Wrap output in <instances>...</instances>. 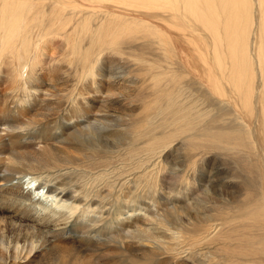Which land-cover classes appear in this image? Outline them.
<instances>
[{
	"label": "bare ground",
	"instance_id": "bare-ground-1",
	"mask_svg": "<svg viewBox=\"0 0 264 264\" xmlns=\"http://www.w3.org/2000/svg\"><path fill=\"white\" fill-rule=\"evenodd\" d=\"M47 7L50 14L44 16ZM33 13L37 22L51 25L46 31L78 38L74 45L90 40L80 54L82 80L94 76L96 63L95 71L101 70L111 52L117 57L107 60L116 62L114 68L106 69L109 79L122 76L126 66L140 65L138 68L150 73L153 91L148 111L130 131L121 116L127 109L115 114L102 110L107 105L100 103L96 113L93 107L87 112L86 100L81 102L82 112L64 123L70 126L74 119L83 118V125L63 145L49 142L53 138L26 143L36 122L25 120L18 108L6 111L7 116L1 111L0 220L4 228L0 264H16L19 259L27 263L44 255L52 256L49 264H78L77 249L64 244L66 235H82L99 246L91 251L114 246L130 256L169 255L168 264H225L231 257L219 258L215 244L225 242L223 234L232 219L218 220L213 215L216 207L232 203L229 194L235 192L214 188L215 160L223 168L227 163L236 168L237 175L231 177L224 171L222 180L239 189L236 195L243 194L244 200L238 201L244 207L239 225L250 227L246 235L264 240V0H0V55L12 57L19 81L27 62L36 64L46 34L37 32V41L25 45L29 36L24 28L35 22ZM103 71L97 76L104 78ZM73 94L68 101L81 100L79 93ZM16 101L18 107L24 102L20 96ZM46 109L53 112V106ZM174 141L178 147L170 149ZM102 144L106 148H97ZM28 146L32 148L27 150ZM179 150L181 154L174 155V160L184 155L200 162L190 169L193 194L189 197L180 189L177 195L183 198L172 199L163 208L154 189L164 181L167 169L175 173V161L168 157ZM208 166L209 175L198 180L196 172ZM140 186L154 194L143 209L156 225L154 233L169 235L164 242L157 241L158 236L152 240L137 228H112L117 222H110L111 218L121 214L119 200L133 195L137 190L132 187ZM27 187L36 193L41 188L38 192L50 201L51 208L42 199L34 201ZM181 203L185 206H179ZM62 208L67 210L62 213ZM80 211L81 216L95 219L87 218L91 222L88 230L78 228L83 223H77L75 214ZM54 213H59L58 219ZM27 221L36 226L53 222V227L24 231L26 226L32 228ZM185 223L191 234L188 240L182 235ZM97 224L101 227H95ZM111 224L109 235L102 238V230ZM252 227L258 231L251 232ZM248 245L237 243L238 248ZM260 249L251 251L256 252L252 259L259 256ZM258 264H264V257Z\"/></svg>",
	"mask_w": 264,
	"mask_h": 264
},
{
	"label": "rangeland",
	"instance_id": "rangeland-1",
	"mask_svg": "<svg viewBox=\"0 0 264 264\" xmlns=\"http://www.w3.org/2000/svg\"><path fill=\"white\" fill-rule=\"evenodd\" d=\"M32 6L33 4H31V7ZM49 14L50 7H47L44 16H47ZM32 17L35 18V22L27 24L24 28L25 34L29 36V39L27 42H25V45H27L29 41H37V32L46 33L42 39V43L40 44V51L37 55L36 64L34 66H31L27 62L28 66L24 70V76L19 81V79L17 78V74L14 73L15 66L11 63L12 57L7 55V53H2L0 55L2 58L0 63V116H2L3 111L5 112L3 113L4 116H7L9 114L8 112H10L12 109L16 110L18 108L17 111L19 113H25V120H34L36 122V124L33 126V131H31L33 133L28 135V137L31 138L27 140L26 143L31 144L32 142H37V140L44 141L46 139L53 138L49 140V142H59V144L63 145L66 144L64 141L69 137L72 138L74 135L71 134L75 130L80 129V127L83 125V118H80V120H73L74 124L79 122L80 125L73 124L67 126L64 122H66V120L70 118L72 114L81 113L83 109V107L81 106V102H84L86 100L85 104H87V108L85 109V111H87L88 108L93 107L94 109L92 111L96 113V110L98 109V105L100 103H104L105 105H107V107L102 110L113 112L115 114H121L127 109V113L121 116H123V118L127 122L126 130L130 131L131 126L144 117L151 105L153 81L151 80L152 77H150V73L148 74L146 73V71L138 68L140 67V65H136L137 67L126 66L124 69H121L124 71V74H122V76L117 75L116 78L109 79V76L105 75L107 73L106 69L111 65L114 68V64L116 62L109 63L107 60L113 59L115 61L117 57L110 52L107 53L104 58V60L106 61L102 62V69L99 71H95L97 64L96 63L94 65V76H89L82 80V78L79 77L80 75H82L84 62L82 60V55L80 54L90 45V40H85L80 43V45H74L78 38L73 40L72 37H67L63 33L56 31H46V29L44 28H47L49 30L52 28L51 25L45 24L43 22H37L36 13H33ZM24 23L25 22L21 23V27L24 25ZM27 52L26 55H28ZM102 70H104L103 72H105L103 73V76L105 75L104 78H100L97 76L101 74ZM121 73L122 71L119 72V74ZM99 80H101V83H98ZM80 81L81 83H79ZM84 81H86L87 83ZM108 82L111 83L107 84ZM75 90H77L78 92ZM150 90L151 95L149 94ZM77 93H79V95L76 96L81 100H77L76 103L73 102L76 99L72 100L71 102L68 101L71 94L75 95ZM18 96H20V98H22V100L24 101L21 107H18L19 101H16L15 104L16 97ZM48 106H53V112H56V114H52L53 112L49 113V110L46 109L49 108ZM6 111L8 112L6 113ZM45 112H47L48 116L45 118H41L40 115ZM49 114L51 115L49 116ZM115 135L120 136V133H116ZM76 140H78V138H76ZM64 146L65 148H70V145ZM105 146L106 145L102 144L101 146H97V148L103 149ZM173 147H178V145H176V141L170 144V149ZM31 148V146H28L27 150ZM17 150L22 151L20 149H15L14 151ZM172 154L173 155L168 157L169 159H173L174 155H180L181 150L173 152ZM177 158L175 160H172L173 162L175 161V167H173V169H176H174L175 173L172 172V169H167V172L164 174V181L162 183H159L157 189H154L157 190L156 194L158 197V202L160 205L162 204L161 206H163V208L169 206L168 204L172 202V199L176 201V198L177 200L183 198L180 194L177 195L178 191H182L180 189H185L186 191H184L189 194V197H192L193 194L191 191H193L194 189H191L192 186L190 181V174L192 173V170L190 172V169L191 167H198L200 165V162L197 161L195 163L193 159H190L189 157H186L184 155H181V157L179 156ZM192 162H194V164H192ZM213 162L214 164L212 165V171L215 178L214 180L215 182L217 181L214 188L223 190L227 193H230V191L235 192V194H229V196L233 198L232 203L216 207V211H214L213 215L214 219L218 220L225 219L226 216H229L232 219L231 226L227 227V230L224 232L225 234H223L225 242H216L215 244L216 248H218L217 252L219 253V258L225 256L231 257V260L225 264H258L261 261V258L264 257V252H262L261 250L264 249V240L261 238L260 241H257L256 235L251 238V233L250 235H246L248 234L247 231L248 229H250V227L244 228L243 226L239 225L242 219L240 216L244 213V207L243 204L238 201L244 200L243 194L242 196L236 195V193H238L237 190L239 189L234 187L235 185H231L233 183H225L226 181L222 180L224 176L223 173H225L226 171L228 176L232 177L235 174L237 175L238 173L236 171V168L233 167L231 163H227L225 165V168H223L218 160H215ZM207 170H210V166L206 167L203 170H198V173L196 172V177L198 178V180H200V178L204 179L205 176L209 175L207 174ZM24 179L23 184L24 187H26L27 184L25 183H27L28 180H26V178ZM247 180L249 181V178H247ZM27 189L29 190V187H27ZM40 189L41 188H37V193L35 191L33 192V190L31 189L28 192L32 191V194L31 192L30 194L33 195L31 196V198L33 197L34 201L37 199H42V201L44 200L50 207V201H48L47 198L44 199V195L43 197H41V191L38 192ZM198 189L201 190V187H198ZM198 189L195 188L197 192ZM126 190L127 189H123V192H125V194H127ZM132 190L137 191L133 192V195L127 194V197H125L123 200H119L118 205L121 214H115L111 218L112 220H110V222L113 223L117 222L115 223L116 225L114 227H112V224L107 225L102 230V232L105 233H102L101 237L103 238V234H105L104 236H106V234L109 235L108 232H110L111 227L117 230L121 229L122 227H126V229L137 228V230H140L142 233L152 236V240L153 238L158 236L159 240L157 241L164 242L162 241V239L166 240L169 235H166L164 233H154L153 229L156 228V225L153 223V221L150 220L149 215H147V211L143 209L145 206V201H149V197H153L154 194H151L147 191L150 189L142 186L136 189L132 187ZM194 196L195 194L193 195L192 200L190 199L191 201L194 200ZM27 203H30V201ZM148 203L151 202L149 201ZM179 206L185 205L181 203L179 204ZM149 208L153 209L152 206H150ZM62 210V213H64L67 209L62 208L61 211ZM49 214H51V212H49ZM54 214L57 215V213ZM54 214H52L53 216H51L52 218L54 217V219H56V216H54ZM81 214L82 211L76 212L75 220H77L78 224L83 223L78 228L80 229V231H85L88 230V224L91 223L90 221H94L95 219L89 218L87 217V215L81 216ZM58 215L57 219L59 218ZM87 218H89L90 221H88ZM25 223L27 225H31L32 228L26 226L24 231H26V229L29 231H35L36 229H33V227H38L43 230L47 229L48 227H53V225L51 224L53 222H50L47 226H36L35 223L31 221H27ZM61 227L62 226H57L55 228L57 229ZM95 227L99 228L101 227V224H97ZM187 227H189V225L188 223H185V225H183L182 227V229H184L182 235L185 239L188 240L190 239L191 234L190 231L187 230ZM2 228H4V223L0 220V233L3 232ZM190 228H192V226ZM256 231L258 230L255 229V227H252L251 232ZM152 232L155 235H153ZM66 236L68 237V240L64 244H68V246L77 249L75 252V258L78 259V264H168L169 262V259H167L169 255L143 257L137 253V256H130L126 251L114 246H103L99 250L91 251V249L98 248L99 246L95 243H89L82 235ZM7 241L8 239L4 242L5 245L8 244ZM245 242H248L250 245L245 248L237 247V243L245 244ZM166 243L170 242L166 241ZM255 247H257V249H261L257 252L259 256L254 260L252 258H255L256 252L251 253V251H254ZM40 257L35 258L34 260H31L27 263L24 262V259H19L16 264H49L50 260H52V256L44 255ZM3 262L5 264V261ZM176 264L193 263L191 261H188L183 263L176 262Z\"/></svg>",
	"mask_w": 264,
	"mask_h": 264
}]
</instances>
